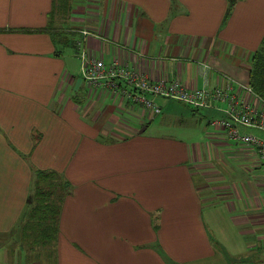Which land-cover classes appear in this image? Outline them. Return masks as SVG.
Returning <instances> with one entry per match:
<instances>
[{"label":"crops","instance_id":"0c3cea01","mask_svg":"<svg viewBox=\"0 0 264 264\" xmlns=\"http://www.w3.org/2000/svg\"><path fill=\"white\" fill-rule=\"evenodd\" d=\"M64 3L0 0V264H49L13 235L35 168L73 185L52 264H264L258 149L201 124L149 132L158 114L89 86L78 48L84 39L88 58L189 89L250 84L264 0H238L229 17V0H66L68 14ZM159 98L175 117L193 108ZM240 131L264 139L258 128Z\"/></svg>","mask_w":264,"mask_h":264},{"label":"built area","instance_id":"2783aa9c","mask_svg":"<svg viewBox=\"0 0 264 264\" xmlns=\"http://www.w3.org/2000/svg\"><path fill=\"white\" fill-rule=\"evenodd\" d=\"M83 34L87 37L90 32L83 30ZM84 43V39L78 41V48L83 60V77L89 86L112 90L121 94L125 100L143 104L154 114L162 112L161 105L154 99L156 96L181 101L196 108L225 111L227 117L211 119L212 128L224 131L232 141L255 146L264 161V139L240 131V126H245L264 132V101L253 91L250 84L236 83L228 78L222 85L189 89L179 80L155 81L128 64L117 61L107 64L102 58H88ZM247 94L257 96L262 106L255 107L247 99ZM222 104L226 105L221 106Z\"/></svg>","mask_w":264,"mask_h":264},{"label":"trees","instance_id":"16d2710c","mask_svg":"<svg viewBox=\"0 0 264 264\" xmlns=\"http://www.w3.org/2000/svg\"><path fill=\"white\" fill-rule=\"evenodd\" d=\"M237 1L229 0L226 17H229ZM41 30L32 29L30 31ZM249 83L253 91L264 101V36L251 58ZM221 112L227 117L225 111ZM218 114L217 116H224L221 113ZM33 172L26 209L17 222L13 235L16 237L18 248L22 251L38 256L44 255L49 264H52L59 235V219L63 203L66 197L73 192V185L56 170L35 168Z\"/></svg>","mask_w":264,"mask_h":264},{"label":"rangeland","instance_id":"374dc122","mask_svg":"<svg viewBox=\"0 0 264 264\" xmlns=\"http://www.w3.org/2000/svg\"><path fill=\"white\" fill-rule=\"evenodd\" d=\"M62 1L56 0V4H58L59 2L62 3ZM67 7H68V4L66 3V0H65V3L63 5H61V9L66 14L69 13V10H67ZM53 35H54V39L58 45H60L62 39L66 40L65 37L63 38V32L61 31V29L54 28ZM156 97L161 98L162 96H156ZM164 98H166V97H163L162 99H164ZM167 99H170V98H167ZM170 100H174V99H170ZM174 101H177V100H174ZM158 102H159V100H158ZM159 103L161 104V101ZM199 108L198 109L197 108L183 109V110H185V112L183 114L179 115L178 117H175L174 113L171 112V110L168 107L163 106V112L158 114L157 115L158 117L156 118V121H158V120L163 121L162 124L158 125V127L153 126V128H151L149 132H155L158 129V132L163 133L165 131L166 126L169 124L173 125L172 123H175L174 125L177 126L178 128L166 129V131H169L171 133H179V132L183 131V129H181V128H187V127H191V129L194 130L193 126H198L199 124H201V127L206 126L207 130L213 129L212 126L210 125V123H209V125H207V122L211 118H213L212 115L208 114V112H207L208 110L206 108H202V109H199ZM193 116L195 117L194 118L195 119L194 124L192 123L193 122V120H192ZM193 133H195V131H193ZM206 135H207V133H204L203 137H206ZM17 236H18V234H17Z\"/></svg>","mask_w":264,"mask_h":264},{"label":"water","instance_id":"95a60500","mask_svg":"<svg viewBox=\"0 0 264 264\" xmlns=\"http://www.w3.org/2000/svg\"><path fill=\"white\" fill-rule=\"evenodd\" d=\"M144 130H145V127H143L141 131H144Z\"/></svg>","mask_w":264,"mask_h":264}]
</instances>
